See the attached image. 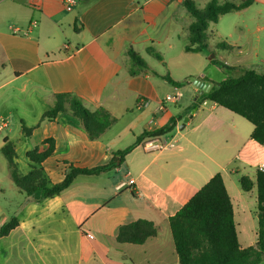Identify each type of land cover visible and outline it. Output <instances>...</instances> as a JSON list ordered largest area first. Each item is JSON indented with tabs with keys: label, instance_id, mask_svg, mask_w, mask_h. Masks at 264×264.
Segmentation results:
<instances>
[{
	"label": "crops",
	"instance_id": "crops-1",
	"mask_svg": "<svg viewBox=\"0 0 264 264\" xmlns=\"http://www.w3.org/2000/svg\"><path fill=\"white\" fill-rule=\"evenodd\" d=\"M186 1L76 0L67 8L64 0H0V120L7 122L0 128V228L13 217L19 222L0 238L6 245L0 264H30L32 251L44 264H180L169 219L217 173L232 199L235 223L246 222L247 201L237 182L242 176L255 182L264 164V145L251 137L253 125L206 101L181 129L200 93L195 80L216 83L208 68L215 67L217 55L185 51L193 22ZM191 1L198 9L209 2ZM254 6L263 14L264 0L231 14L240 17ZM243 21L236 27L240 38L250 33ZM129 48L147 71L130 75ZM243 54L238 47L236 62L249 66ZM178 91L181 100L160 110V102ZM61 93L78 96L91 111L107 110L114 124L90 140L69 114L42 121ZM139 98L148 101L143 109H137ZM24 126L30 131L23 132ZM168 126H174L169 133L143 139L118 169L77 177L60 195L41 202L14 185L2 153L6 141L12 143L19 171L27 175V153L47 151L52 140L54 152L41 167L57 184L70 166H104L142 134ZM140 219L154 222L158 235L142 245L119 244V228ZM112 251L124 252L128 262L110 259Z\"/></svg>",
	"mask_w": 264,
	"mask_h": 264
},
{
	"label": "trees",
	"instance_id": "trees-1",
	"mask_svg": "<svg viewBox=\"0 0 264 264\" xmlns=\"http://www.w3.org/2000/svg\"><path fill=\"white\" fill-rule=\"evenodd\" d=\"M256 0H209L204 9H198L194 2L187 0L185 6L193 22L189 28V42L185 46L187 52H207V41L213 33L208 32L210 23L218 24L225 15L244 11L254 5ZM225 48L224 45L220 46ZM156 59L163 61L162 55L153 49L148 50ZM130 57L129 73L136 76L147 71L148 65L132 48L128 49ZM212 63L225 67L215 59ZM170 84L181 87L170 76L164 77ZM206 101H211L234 114L242 117L253 125L252 139L264 145V73L248 69L238 77H227L204 93L193 103L192 110ZM69 114L77 119L90 140H98L115 122L112 115L101 108L89 110L76 95L61 93L54 96L53 106L44 113L42 121H54L58 114ZM168 126L153 134L144 133L136 142L123 151H119L112 160L95 168L70 166L62 182L51 184L41 167L45 159L54 152L52 140L47 141L50 147L39 153L36 148L27 153L32 164L31 171L22 175L16 162V151L12 143L2 148L8 162L10 177L14 185L32 201L41 202L53 198L67 190L74 180L80 176H99L118 169L128 154L146 137L161 136L172 131ZM23 132L30 129L22 128ZM240 186L244 192L257 190L258 240L255 246L243 248L240 245L235 223L232 199L225 186L223 177L217 173L204 185L174 216L170 217L176 253L180 264H264V172L257 171L255 182L247 176L240 178ZM19 222L16 217L0 228V238L8 236ZM158 235L154 222L140 219L124 224L119 228L116 241L119 244L142 245L148 239ZM110 259L127 263L129 258L122 251H112Z\"/></svg>",
	"mask_w": 264,
	"mask_h": 264
},
{
	"label": "rangeland",
	"instance_id": "rangeland-1",
	"mask_svg": "<svg viewBox=\"0 0 264 264\" xmlns=\"http://www.w3.org/2000/svg\"><path fill=\"white\" fill-rule=\"evenodd\" d=\"M256 6L246 11L243 15H239L240 17H237L238 15L236 14H231L221 18L218 24H209L208 31L209 33H213L214 36H211L207 41V56L210 59L216 54V60L219 63L222 65L227 64L225 67L215 65V67L210 66L208 68V72H212L215 75L216 83H219L221 80L223 81L227 77H238L248 69L264 73V12L259 15ZM242 20H244L243 22L250 27V33H245V36L240 38L239 34L236 33V27L237 22H241ZM258 27H261L262 30L258 31ZM231 33L233 34L232 38L230 36ZM221 45H224L226 48H221ZM238 47H241L244 50L242 58L247 59L249 66H243L236 62L237 58L235 53L237 52ZM237 185L241 190L239 182H237ZM242 193L247 201V220L246 222H242L240 218H237L236 227L240 245L243 248H247L253 246L257 240V191L256 189H253L252 192L245 193L242 191ZM232 194H234V192H232ZM5 249L6 245L4 241L1 240L0 251H4ZM0 260L2 261L1 258ZM30 264L44 263L40 256L32 251Z\"/></svg>",
	"mask_w": 264,
	"mask_h": 264
},
{
	"label": "built area",
	"instance_id": "built-area-1",
	"mask_svg": "<svg viewBox=\"0 0 264 264\" xmlns=\"http://www.w3.org/2000/svg\"><path fill=\"white\" fill-rule=\"evenodd\" d=\"M64 3H65V5H66V7L67 8H70V7H73V6H75L76 5V0H64ZM181 98H182V94H181V92H176L175 94H173V95H168V96H166L165 98H164V100H162L161 102H160V105H159V107H160V110H164L165 109V107L167 106V105H169V104H176V103H178L180 100H181ZM148 105V101L146 100V99H144V98H139V100H138V102H137V109H143L144 107H146ZM156 122H155V120H152L151 122H150V124L151 125H154ZM6 125H7V122L5 121V120H0V128L1 127H6ZM174 145V143H172V144H168V145H165L164 147L165 148H169V147H172ZM260 170L261 171H264V164L260 167ZM135 183V181L133 180V179H131L130 181H129V185L131 186V185H133ZM89 238H93V236L92 235H87Z\"/></svg>",
	"mask_w": 264,
	"mask_h": 264
},
{
	"label": "water",
	"instance_id": "water-1",
	"mask_svg": "<svg viewBox=\"0 0 264 264\" xmlns=\"http://www.w3.org/2000/svg\"><path fill=\"white\" fill-rule=\"evenodd\" d=\"M83 1H85V0H83ZM213 58H214V56H213ZM201 78H204V75H201ZM194 85L200 89V93L196 96L195 100H197L199 98V96L203 95L204 93H208L212 89V84L205 82L203 80H200V79L195 80ZM195 110L196 109L192 110L190 115L188 117L184 118L183 125H182L181 129H184L186 123L189 122L190 118L195 113Z\"/></svg>",
	"mask_w": 264,
	"mask_h": 264
}]
</instances>
